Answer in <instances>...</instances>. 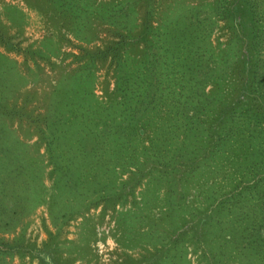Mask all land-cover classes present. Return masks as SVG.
<instances>
[{"label":"trees","instance_id":"obj_1","mask_svg":"<svg viewBox=\"0 0 264 264\" xmlns=\"http://www.w3.org/2000/svg\"><path fill=\"white\" fill-rule=\"evenodd\" d=\"M23 1L57 41L90 46L75 43L48 89L27 88L8 52L36 63L57 41L21 46L25 11L0 8V264H91L86 213L98 206L116 212L117 242L138 248L112 264H264V0ZM42 204L52 228L35 246L23 230ZM80 216L81 240L62 238Z\"/></svg>","mask_w":264,"mask_h":264},{"label":"rangeland","instance_id":"obj_2","mask_svg":"<svg viewBox=\"0 0 264 264\" xmlns=\"http://www.w3.org/2000/svg\"><path fill=\"white\" fill-rule=\"evenodd\" d=\"M6 2H12L16 5L23 8L25 11L24 23L21 29V33L18 36V39L21 40V46H31L36 47L39 45V40L46 34H51L53 36V40L57 41L58 32L56 29L51 28L45 22V17L37 12L36 10L29 8L23 0H0V8H2V4ZM4 20V16H2ZM15 28H10L11 31H14ZM219 36L220 39L223 37L220 36V31L216 30L212 35L215 40L216 37ZM58 49L56 53L48 56L47 59H39L37 58V62L34 61L27 56L24 58V55L21 52H8L11 57H15L17 61L20 63V67L23 70L26 76V86L27 88H37V91H41L42 89H48L51 85H53L56 81V77L60 74V71L66 70L74 65L73 57L69 54L71 51H78V48L75 47V43H81L76 40H72V42H66V40L57 41L56 42ZM97 43V42H95ZM85 44V43H81ZM77 45V44H76ZM90 46V44H85ZM44 47V46H42ZM112 73L111 69L107 66V63L99 65L96 69V80H95V91L97 95L104 99V91L102 87L104 84H108L109 87H112ZM20 136L23 139H26L25 136L19 132ZM29 142L31 143L36 139V136H30ZM39 151L43 153L42 155V165H44V180L47 185H50V179L47 177V170L49 166L47 165L44 147L39 144ZM88 217L87 223L93 224V231L90 243L92 245V254L86 257L90 258V263L95 264H112L115 259H119L126 253H131L133 255L137 254V249H126L115 239V218L116 212L114 211H106L102 212L101 207L98 206L96 208H92L86 213ZM82 216L77 217L76 219L70 220L68 224L63 227L62 238H78V241L81 239L79 237L80 232L88 228L87 224H83L81 222ZM46 226H50V221L47 213V206L42 204L36 207L32 213L28 216L26 225L24 228L23 238L25 242H33L35 246H40L43 240L47 237L46 235ZM84 227V228H83ZM19 226H16L11 231L5 233L7 238H12L16 234H19ZM52 228V227H51ZM192 264H195V256L194 254H189ZM9 261L13 264H37L36 258H32L29 255L19 256L15 254L13 256L7 257ZM85 258L77 259L72 264H84Z\"/></svg>","mask_w":264,"mask_h":264}]
</instances>
